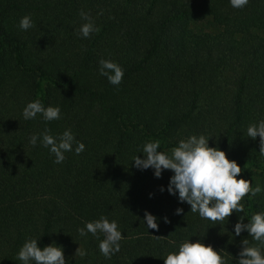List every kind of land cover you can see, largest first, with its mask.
Wrapping results in <instances>:
<instances>
[{
  "label": "trees",
  "instance_id": "1",
  "mask_svg": "<svg viewBox=\"0 0 264 264\" xmlns=\"http://www.w3.org/2000/svg\"><path fill=\"white\" fill-rule=\"evenodd\" d=\"M81 10L100 29L87 39L76 33ZM25 15L33 27L21 31ZM101 58L124 69L118 86L98 75ZM32 100L58 105L61 118L25 121L21 111ZM261 119L264 0L242 9L229 0H0V264H20L16 253L29 238L38 247L62 246L68 264H163L186 239L236 264L243 239L259 242L243 231L235 236L233 225L264 211V191L242 198L243 213L227 223L211 222L159 190L170 170L156 179L132 158L147 141L170 152L180 139L203 134L251 187L264 188L259 137L245 134ZM45 127L54 136L70 128L84 151L53 163L39 141L28 143ZM145 210L157 230L146 228ZM101 215L124 236L110 259L97 238L76 231ZM77 246L85 257L73 258Z\"/></svg>",
  "mask_w": 264,
  "mask_h": 264
},
{
  "label": "clouds",
  "instance_id": "2",
  "mask_svg": "<svg viewBox=\"0 0 264 264\" xmlns=\"http://www.w3.org/2000/svg\"><path fill=\"white\" fill-rule=\"evenodd\" d=\"M247 4L248 0H229L230 7L234 9H242ZM78 15L82 23L76 29V33L80 38L87 39L90 34L99 32V27L88 12L81 10ZM17 27L21 31L32 28L31 16L21 17ZM97 73L106 78L109 84L118 86L123 78L124 69L112 60L101 58L98 60ZM37 115L43 121L49 122L60 119L61 110L58 105L45 106L39 100H32L27 102L21 111V117L25 121L36 119ZM245 134L252 140L259 137V153L264 156V119L250 123ZM210 138L203 134L189 135L185 139H180L170 152L160 151L159 141H147L140 147L142 155L132 158V166L140 171L151 169L156 179L161 177L163 171L170 170L172 175L166 186H160L161 192L167 191L170 196L177 198L178 203H186L190 206V211L202 219L227 223V218L233 212L243 213V205L240 203L242 198L246 195L256 196L264 191V188L259 184L251 187V181L240 176L241 167L234 160L227 159L225 152L217 147L209 146ZM38 141L39 145L47 148L49 154L54 157L55 164L64 161L65 153L73 152L79 155L85 149V145L75 139L70 128L54 136L45 127L42 132L31 134L28 143L35 147ZM182 211L183 209L176 208L174 214L180 215ZM163 219L168 223L167 217ZM242 221L244 219L241 217L233 225L234 235L239 236L242 231L246 232L248 237L259 244L249 246L248 239H243L236 264H264V253L261 251V246H264V211L253 213L246 223ZM143 222L147 229H158L157 218L147 210L143 213ZM76 231L80 237L91 234L97 238L99 252L105 259H110L120 250V241L124 238L116 220H109L103 215L98 219L85 221L83 227H78ZM38 241L35 238L24 241L15 257L20 264H68L62 246L52 242L38 247ZM86 255V250L82 246H77L73 258L76 256L83 258ZM163 264H225V262L221 251L214 250L211 245L205 246L200 240L189 242V239H186L178 245L176 251L169 252L163 258Z\"/></svg>",
  "mask_w": 264,
  "mask_h": 264
}]
</instances>
